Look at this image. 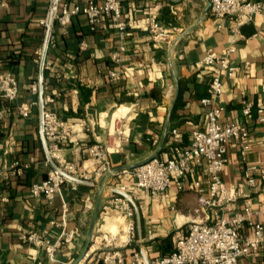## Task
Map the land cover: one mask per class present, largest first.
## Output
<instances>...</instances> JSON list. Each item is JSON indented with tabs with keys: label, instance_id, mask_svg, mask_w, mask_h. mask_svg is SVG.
Masks as SVG:
<instances>
[{
	"label": "crops",
	"instance_id": "1",
	"mask_svg": "<svg viewBox=\"0 0 264 264\" xmlns=\"http://www.w3.org/2000/svg\"><path fill=\"white\" fill-rule=\"evenodd\" d=\"M63 1L81 5L87 0ZM157 1L161 2L159 19L179 27L169 43H155L149 35L147 7L151 0H120L127 33H121L106 15L95 25L90 24L85 13L73 15L65 27L55 21L53 40L46 45L42 63L45 29L39 19L46 14L49 0H8L7 5L0 6V70H9L19 83L15 100L0 99V109L4 110L0 122V264H73L86 243L94 214L93 231L97 227L117 228L113 210L101 207L114 186L124 182L129 190L137 191L131 172L122 168H130L155 154L172 156V127H176L181 145L189 143L191 128H205L207 105L199 100L208 95L207 84L215 67L198 66L196 62L207 48L220 52L228 44L234 20L213 17L208 0ZM239 29L230 58L239 69L234 77L224 73L221 76L223 117L246 120L249 147L242 159L238 143H228V159L221 173L227 183L242 179L247 164L264 168V122L256 118V106L264 104V16L254 14ZM244 61H248L246 69L242 67ZM40 72L44 90L53 96L47 107L56 109L69 122L84 120L87 125L77 142L63 148L64 156L75 160L81 170L92 169L91 159L85 153L87 145L107 138L120 111L129 127L121 150L108 154L111 171L92 177L89 182L62 184L51 203L42 196H31L28 191L30 183L46 177L52 166L44 164L45 152L37 124L39 107L31 106L28 116L15 108L20 101L38 97L29 90V83L39 82ZM180 86V104L175 108ZM242 99L253 103L248 116L242 112ZM30 157L34 161L21 176L2 175L4 160ZM254 175V186H246L235 201L226 202L220 214L225 217L244 204L258 207L262 203L264 174L257 171ZM208 178L204 161L200 165L192 163L182 190L171 185L153 198L139 189L145 210L140 212L141 230H136L133 246H143L147 256L165 253L172 250L175 237L187 230L191 220H213V208L198 209L196 188L192 185L198 180L207 188ZM253 218L259 220L261 216L254 214ZM100 219L102 222L98 223ZM73 226L79 227L80 235L71 242H62L53 260L47 258L42 246L35 247L20 238L23 230L36 229L54 239L63 229ZM246 231L245 225L239 233ZM100 257V250L91 251L76 264L99 262ZM240 262L264 264V242L256 251L240 258Z\"/></svg>",
	"mask_w": 264,
	"mask_h": 264
},
{
	"label": "built area",
	"instance_id": "2",
	"mask_svg": "<svg viewBox=\"0 0 264 264\" xmlns=\"http://www.w3.org/2000/svg\"><path fill=\"white\" fill-rule=\"evenodd\" d=\"M210 2L209 12L216 19L232 18L231 37L228 44L220 50L213 51L207 48L206 53L197 60L198 66H213L211 77L208 81V95L200 98L202 104L207 105V123L204 129L191 128L189 130V143L178 144L177 129L171 128L170 142L174 144L172 156L154 157L140 162L130 168H122V171L131 172L134 178V189L146 190L153 198L165 192L171 185L177 190H182L186 175L190 172L192 163L202 164L205 161V169L208 172L207 188L200 185L198 180L192 182L196 188V202L198 209L204 210L213 208V220H191L187 230L178 234L175 238L172 250L158 255L147 256L143 246H133L136 236L137 223L135 222L136 210H145L144 203L139 199L137 191H131L127 185L117 183L114 191L111 192L102 205V210L111 208L116 214L115 223L117 228L112 230L100 229L97 227L91 236L90 245L83 256H88L91 251L100 250L101 260L91 264H242L240 258L249 251H256L264 242V198L258 207L250 203L244 204L240 210H235L228 216L220 214L223 212L226 202L235 201L246 186H254L255 175L259 171L264 174V168L258 164H247L244 168V176L237 182L227 183L222 179L223 166L226 163L227 145L233 140L239 145V152L242 159L246 158V151L249 147L248 126L246 120L231 121L223 117L224 104L222 102L223 85L221 76L226 74L234 77L239 69L238 65L231 62V55L235 52V41L240 34L239 25L252 19L256 13L264 16V1L262 0H208ZM8 0H0V6L7 5ZM48 10L39 19L47 32V43L52 41V27L56 22L65 27L71 17L78 13H85L91 25H95L101 16L106 15L114 20V26L121 32L127 33V21L122 18L120 0H101L100 3L94 0H87L83 4H69L63 0H49ZM161 2L151 0L147 7L148 31L155 43H169L176 36L179 27L173 23H164L159 19L158 14ZM220 24V23H219ZM248 61H244L242 67L247 68ZM110 74H116L109 70ZM42 90L41 112L38 119V131L46 141L47 151L56 165L50 166L46 177L33 181L28 187L31 196H42L48 203L55 197L56 190L64 183H73L76 180L68 177L75 175L85 180L98 178L111 171L108 154L119 152L123 141L127 140L129 127L123 115L115 118V127L108 131L107 138L89 143L85 150L86 156L91 159L90 171L81 170L78 163L73 159L64 156L63 148L70 142H77L86 128L84 120H66L56 109L47 105L52 102L53 96L44 90V85L37 80L29 83V90L33 94H39ZM19 95V83L14 74L9 70H0V99L8 101L15 100ZM242 112L248 116L251 112L252 101L242 99ZM38 97L29 101H20L15 105L18 112L28 116L31 106L38 105ZM4 110L0 109V122ZM256 118L264 122V104L256 106ZM44 164L50 165L51 161L46 156ZM34 161L13 159L2 163V175H19L25 171L29 164ZM119 191L128 192L129 196L122 195ZM66 210V209H65ZM65 215V213H62ZM254 214H260L261 219L253 218ZM64 220L65 217L62 216ZM248 226V231L239 233L243 226ZM78 235L80 229L73 226L63 229L54 239H51L46 232L36 229L23 230L20 238L35 247H43L47 258L53 260L58 246L62 242H71ZM70 264V263H68ZM249 264V263H243Z\"/></svg>",
	"mask_w": 264,
	"mask_h": 264
},
{
	"label": "water",
	"instance_id": "3",
	"mask_svg": "<svg viewBox=\"0 0 264 264\" xmlns=\"http://www.w3.org/2000/svg\"><path fill=\"white\" fill-rule=\"evenodd\" d=\"M210 5V2L208 3V6ZM46 36H47V32H45V36H44V43H43V47H42V52H41V63H42V61H43V54H44V51H45V48H46V45H47V39H46ZM41 82H42V73L40 72V78H39V86H41ZM40 91H39V94H38V100H39V103H38V107H39V119H40V112H41V98H42V90L41 89H39ZM40 139H41V141H42V144H43V148H44V152H45V156L47 157V158H49L50 159V161H51V164L54 166V165H56V163H55V161L52 159V158H50L49 157V155H48V151H47V145H46V141H44V137H43V135L40 133ZM156 155V154H155ZM155 155H152V156H150V157H148V158H146V159H144V160H142V161H139V163L140 162H143V161H145V160H148V159H150V158H152V157H154ZM139 163H136V164H133V165H131V167L132 166H135V165H138ZM68 175V177H70V178H72V179H74V180H76V181H80V182H89V180L87 181V180H85V179H83V178H80V177H77V176H75V175H69V174H67ZM119 193H121L122 195L124 194V195H126V196H129V194H128V192H126V191H119V190H117ZM95 214L93 215V217L91 218V220H90V227H89V230H88V232H87V234H86V238H85V241H86V243H85V245H84V247H83V249H82V251H81V253L76 257V259L74 260V262H73V264H76V262L79 260V259H81V257L85 254V252L87 251V249H88V247H89V245H90V239H91V236H92V233H93V228H94V221H95ZM135 217H136V223H137V229L140 231L141 230V222H140V213H139V211L138 210H136V212H135Z\"/></svg>",
	"mask_w": 264,
	"mask_h": 264
},
{
	"label": "bare ground",
	"instance_id": "4",
	"mask_svg": "<svg viewBox=\"0 0 264 264\" xmlns=\"http://www.w3.org/2000/svg\"><path fill=\"white\" fill-rule=\"evenodd\" d=\"M126 109H127V107L125 106V107H123V111H126ZM124 112H122V111H120V113H118L117 115H115V117H114V119H113V124H112V128H111V131L114 129V127H115V118H117V117H120V115L121 114H123ZM113 230H115V229H113Z\"/></svg>",
	"mask_w": 264,
	"mask_h": 264
},
{
	"label": "trees",
	"instance_id": "5",
	"mask_svg": "<svg viewBox=\"0 0 264 264\" xmlns=\"http://www.w3.org/2000/svg\"><path fill=\"white\" fill-rule=\"evenodd\" d=\"M181 86H180V90H179V94L177 95V98H176V100H175V104H174V107L176 108L180 103H179V101H180V99H181ZM174 107H173V109H174ZM174 110H172V112H173Z\"/></svg>",
	"mask_w": 264,
	"mask_h": 264
},
{
	"label": "rangeland",
	"instance_id": "6",
	"mask_svg": "<svg viewBox=\"0 0 264 264\" xmlns=\"http://www.w3.org/2000/svg\"><path fill=\"white\" fill-rule=\"evenodd\" d=\"M102 207V206H101ZM114 212V211H113ZM110 215H112V213H110ZM113 219H115V221L117 222L118 220L116 219V214L114 213ZM102 222L101 219L98 221V223ZM114 222V220H113ZM109 227V226H108Z\"/></svg>",
	"mask_w": 264,
	"mask_h": 264
}]
</instances>
